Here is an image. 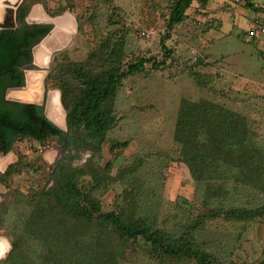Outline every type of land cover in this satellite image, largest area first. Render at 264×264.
<instances>
[{
	"label": "rangeland",
	"instance_id": "374dc122",
	"mask_svg": "<svg viewBox=\"0 0 264 264\" xmlns=\"http://www.w3.org/2000/svg\"><path fill=\"white\" fill-rule=\"evenodd\" d=\"M40 1L51 15L71 11L78 19L71 43L47 63L53 75L71 61L88 58L95 46L96 28L104 35L111 28H128L129 54L160 49L166 32L161 13L169 0H159L162 9L151 3L146 5L144 0ZM254 1L264 5V0ZM113 6L122 12L115 18L117 23L111 25ZM257 18L264 19V13L247 8L240 0H209L205 7L196 2L167 44L183 61L202 60L199 70L204 83L185 74L182 65L159 70L148 65L145 73L124 80L115 100L119 120L108 132L102 150L96 154L82 149L74 152L78 156L72 160L73 167L84 168L92 159L102 170L113 160L107 183L94 192L103 210L132 206L140 216L176 236L199 223L195 237L206 250L225 261L244 264H264V214L236 220L227 218L223 211L232 207H264V80L260 73L264 62L258 57V49L264 51V39L259 38L257 43L248 34ZM143 31L150 35H143ZM54 83L48 79L49 87H57ZM184 99L218 102L244 115L247 125L243 140L248 147L261 150L253 155V163L234 166L219 161L207 168V177L194 178L190 167L179 161L180 144L175 140ZM119 142L127 144L112 151V144ZM60 145L59 138H48L43 145L33 139L17 140L8 167L22 157L27 168L4 177L1 173L5 171L0 169V202L8 207L5 219L0 220V235L11 244L21 235L19 228L29 212V201L50 185L49 174L63 155ZM90 180L91 176H83L82 183L88 188ZM210 212H219L220 216ZM98 231L92 227L77 234L87 250L80 248V255L85 256L81 258L78 252L76 259L85 261L86 257L87 264H98L97 259L90 260L96 249L92 242L106 235ZM68 238L62 241L66 243ZM117 245L115 264H195L161 262L149 254L148 245L142 240ZM62 247H51L52 251L31 239L24 244L23 252L35 264H74L66 259ZM11 250L0 264H5Z\"/></svg>",
	"mask_w": 264,
	"mask_h": 264
},
{
	"label": "trees",
	"instance_id": "16d2710c",
	"mask_svg": "<svg viewBox=\"0 0 264 264\" xmlns=\"http://www.w3.org/2000/svg\"><path fill=\"white\" fill-rule=\"evenodd\" d=\"M144 1L146 5L151 3V6L162 9L159 0ZM240 1L247 8L264 13V5H257L254 0ZM196 2L205 7L209 0H169L161 13V22L166 32L159 43L160 49H152L147 54L141 51L132 54L127 52L128 28H111L105 35L96 28L95 46L88 58L83 62L71 61L49 77L62 92V102L67 110V130L64 131L43 116L36 105L24 104L29 114L25 118L13 117L0 107V141L7 143L6 149L12 147L13 142L25 138L33 139L40 145L45 144L48 138H66L61 142L62 158L49 174L50 185L41 188L29 201V212L24 215L19 228L21 235L12 240V250L5 264H35L23 252L24 244L31 239L43 243L45 248L62 247L64 244L61 251L70 263L87 264L86 257L85 261L81 259L85 255H80L87 250V246L77 234L86 233L92 227L106 234L92 242L97 250H92L90 260L97 259L98 264H115L114 260L119 254L117 244L138 240L144 241L148 245L149 254L161 262L244 264L235 260L225 261L206 250L195 237L201 225L199 223L176 236L140 216L132 206L103 210L102 202L94 192L107 183L113 160L103 170L92 159L84 168L72 166V160L78 156L76 153L82 149L96 154L102 150L108 132L118 123L115 100L128 77L145 73L148 65L159 70L176 64L182 65V71L189 77L204 83L199 70L202 60L192 63L183 61L176 56L175 49L167 44L186 21L188 11ZM37 3L43 2L26 0L18 8L19 28L0 30V85L5 79L13 77L14 84H24L25 76L20 67L32 57L29 48L53 26L26 22L28 13ZM121 12L119 7H112L109 18L111 25L117 23L115 18L120 17ZM254 39L260 42L258 37ZM258 57L264 62L263 50L258 49ZM260 73L264 80V65ZM246 123L244 115L218 102L182 100L175 129V140L180 144L179 161L186 163L193 177L198 180L207 177V168L217 165L219 161L234 166H250L254 160L253 155L259 154L261 150L245 144L243 136ZM13 126L17 128L13 129ZM126 144L113 143L111 149L116 152ZM27 166L28 163L20 157L1 176L20 173ZM86 175L91 176L88 188L82 183ZM7 211L8 207L0 202V220L5 219ZM223 213L229 219L249 220L264 214V207H232ZM209 214L220 216L219 212ZM67 236L69 238L65 243ZM78 252L81 258L76 259L75 254Z\"/></svg>",
	"mask_w": 264,
	"mask_h": 264
},
{
	"label": "water",
	"instance_id": "95a60500",
	"mask_svg": "<svg viewBox=\"0 0 264 264\" xmlns=\"http://www.w3.org/2000/svg\"><path fill=\"white\" fill-rule=\"evenodd\" d=\"M24 0H21L15 7L10 8L7 20L5 23H0V30L2 29H7V28H16L17 27V9L18 7L22 4ZM65 22L68 24L69 27V31H66L65 29L61 28L59 25L62 22ZM26 22L28 24H52L53 27L52 29L48 32V34L46 36H44L41 40V43L45 40H51V41H55L56 37L59 36L61 37L63 34L66 35V41L64 42L63 45H61L59 48L53 50L52 49V54H57L58 52L64 51L68 45L71 43L72 38H73V34L74 31L78 28V19L77 17L74 15L73 12L71 11H66L63 14H57V15H51L46 8L44 7V5L42 3H37L35 5H33V7L31 8L30 12L28 13L27 17H26ZM58 38V37H57ZM58 40V39H56ZM40 45L37 44L34 47V64L31 67H40V66H44V65H39L37 63V58H36V53H35V49L36 47H38ZM27 75V86H18L15 87L13 89H9V97L14 98V99H18L24 102H33L34 100L32 99H25L23 97H14L12 96L10 93L13 90H17V91H24L28 89V86L31 84L30 80H29V76L31 73H26ZM55 95H57L58 97V104H59V108L61 109L62 112V118H63V122H60L59 120H57L56 117H54L53 115H51L50 112V102L52 100V97H54ZM36 102V101H35ZM46 116L47 118L53 122L55 125H57L59 128L63 129V130H67V124H66V118H67V110L63 105L62 102V92L60 89L56 88V89H51L48 91L47 94V104H46ZM12 153L11 151L5 155L4 152H0V169L3 171H6L8 168V164L10 163L9 159ZM1 239H4L8 242L9 244V249L7 251V253L12 249V244L10 243V241L6 238L0 235ZM7 253L3 256H0V259L4 258Z\"/></svg>",
	"mask_w": 264,
	"mask_h": 264
},
{
	"label": "flooded vegetation",
	"instance_id": "af4514ba",
	"mask_svg": "<svg viewBox=\"0 0 264 264\" xmlns=\"http://www.w3.org/2000/svg\"><path fill=\"white\" fill-rule=\"evenodd\" d=\"M42 24H45V23H42ZM16 28H19L18 25ZM42 38L39 41L35 42L29 48V51H30V54L32 57L30 60H25L24 63L22 64V66L20 67L21 71L24 73V76H25L24 84L20 85V86L25 87L28 85L27 76H26L27 72L32 73V74L36 73L38 75V77H37L38 80H36L37 81L36 82L37 83L36 90L34 91V97L32 99L34 101L33 102H24V101L9 97V94H8L9 89H13L15 87H18V85L13 83L15 80V77L5 79L4 82L0 85V107H2L4 110H6L7 113L12 115L13 117L25 118L26 116H28L29 114H28L26 108L24 107V104L28 103V104L36 105L38 107L39 111L41 112V114L47 118V116H46L47 94H48L49 90L56 89L57 87H51V86L49 87L48 86V79L51 75V72L48 70V66H47L48 64L44 65V66H40V67H34V68L31 67L34 64V52H33L34 50L33 49L37 44L41 43ZM50 59L51 58H49V61H50ZM49 61H48V63H49ZM12 128L16 129L17 127L13 126ZM10 134H11V131H10ZM59 140H60V142H62V140L64 141V140H66V138L64 136L63 137L61 136V137H59ZM14 143L15 142H13L12 147H10L9 149H6L7 143L4 141L3 142L0 141V152H4V154L7 155L10 151L13 150ZM60 146H61V149L63 150L62 145H60ZM9 159H11V157ZM13 163H15V162H13Z\"/></svg>",
	"mask_w": 264,
	"mask_h": 264
},
{
	"label": "bare ground",
	"instance_id": "6f19581e",
	"mask_svg": "<svg viewBox=\"0 0 264 264\" xmlns=\"http://www.w3.org/2000/svg\"><path fill=\"white\" fill-rule=\"evenodd\" d=\"M21 0H0V23H5L10 11V8L15 7ZM61 28L65 29L66 31H69L68 24L64 21L59 25ZM58 37V38H57ZM55 41L51 40H45L38 47L35 49L37 63L39 65H47L49 58H51L52 49L55 50L59 48L61 45L64 44L66 41V35L63 34L61 37L57 36ZM38 75L30 74L29 80L31 84L28 86L27 90L24 91H17L13 90L11 91V95L14 97H23L25 99H33L34 97V91L36 90L37 85V79ZM50 112L51 115L57 118L60 122H63L62 112L59 108L58 104V97L55 95L52 97V100L50 102ZM9 249V244L6 240L0 238V256H3L7 253Z\"/></svg>",
	"mask_w": 264,
	"mask_h": 264
},
{
	"label": "built area",
	"instance_id": "2783aa9c",
	"mask_svg": "<svg viewBox=\"0 0 264 264\" xmlns=\"http://www.w3.org/2000/svg\"><path fill=\"white\" fill-rule=\"evenodd\" d=\"M256 4L260 5L258 2H256ZM142 34L150 35V33L147 31H143ZM248 34L250 37H258L264 39V19L257 18L254 22L253 27L248 30Z\"/></svg>",
	"mask_w": 264,
	"mask_h": 264
},
{
	"label": "crops",
	"instance_id": "0c3cea01",
	"mask_svg": "<svg viewBox=\"0 0 264 264\" xmlns=\"http://www.w3.org/2000/svg\"><path fill=\"white\" fill-rule=\"evenodd\" d=\"M61 14H63V13H61ZM57 15V14H56ZM49 61V60H48Z\"/></svg>",
	"mask_w": 264,
	"mask_h": 264
}]
</instances>
